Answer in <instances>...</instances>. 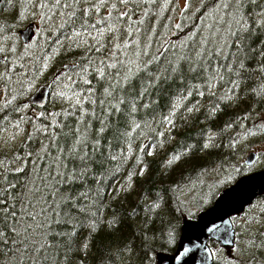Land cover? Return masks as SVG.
Instances as JSON below:
<instances>
[{
    "label": "trees",
    "instance_id": "16d2710c",
    "mask_svg": "<svg viewBox=\"0 0 264 264\" xmlns=\"http://www.w3.org/2000/svg\"><path fill=\"white\" fill-rule=\"evenodd\" d=\"M47 3L46 56L25 44L7 52L0 131L22 119L16 106L40 70L29 61L75 64L74 76L63 95L67 73L56 79L16 152L0 154V264H157L183 222L214 204L194 212L190 202L214 190L212 173L237 169L264 112V0ZM68 93L81 101L66 104ZM195 187L207 188L188 199ZM246 241L239 263L264 264V235Z\"/></svg>",
    "mask_w": 264,
    "mask_h": 264
},
{
    "label": "rangeland",
    "instance_id": "374dc122",
    "mask_svg": "<svg viewBox=\"0 0 264 264\" xmlns=\"http://www.w3.org/2000/svg\"><path fill=\"white\" fill-rule=\"evenodd\" d=\"M25 3V4H24ZM29 3L31 8L27 9L26 4ZM178 3L181 7L187 6L188 0H178ZM48 3L47 0H21V6L22 8H19L16 12H14L11 15H8L9 13L5 12V14L2 16L0 21V57H4L7 61L8 54L7 52H10V50L13 51H19L23 46L24 43L22 42L20 31L26 29L29 25H34V36L30 43L25 44L29 45L27 50H31L32 52L36 53V58L38 57H44L46 54L42 53L43 51H46L47 44L49 43L50 37L48 35L49 30L51 29L52 25L50 21L47 18V14L50 12V9L52 6L47 7ZM28 11V14L20 16V13H25ZM2 13V11H0ZM1 17V16H0ZM131 20V18H129ZM96 36H93V38ZM49 39V40H48ZM44 44V45H42ZM22 46V47H21ZM21 47V48H20ZM115 47V46H114ZM11 59V56H9V60ZM62 57H59V60H61ZM108 60L111 61V58L108 57ZM31 63V66L34 64H37V66L40 68L37 76L31 81V85H28L26 87L27 90V96H25L24 99H22L20 102L21 104L17 105L19 108V113L22 116V119L20 120L19 125L10 124L6 127H3L0 131V154H7L11 155L16 152L17 145L20 144L24 138L26 137L28 131L31 130V124L25 123V118L27 117H33L40 115V110L36 107L25 103L31 95H33L40 86L45 85L46 82L50 81L52 77L55 75V68L51 66L48 62L42 61L38 62L36 60L29 61ZM13 67H18V64L12 63ZM4 67L2 64H0V114L2 113L4 108H7V103L3 104V98H6L5 93L2 90L6 91L7 89L3 86V71ZM50 75V76H49ZM49 76L44 81L45 78ZM74 76V73L70 74L67 73L66 78L61 81V84L57 85V88L55 89L54 94H60L63 95V91L66 87V85L71 86V80ZM260 79H263L262 81V88H263V82H264V69L263 72L260 74ZM5 95V96H4ZM8 96V95H7ZM65 99L66 104L71 103L72 101L80 102L81 98L76 95H72L68 93V96L63 98ZM24 102V103H22ZM16 106V107H17ZM259 122L264 123V113L259 114L256 117V121H252V126L255 124L257 125L258 130H254L256 134H254V139L247 138V135L244 136V142L238 147V154L237 161L244 164L245 161L248 160L250 153L252 151L255 152V149L260 150L259 152L263 154V156L260 158V160H257L255 163V168L263 169L264 168V140L260 138L259 135ZM251 127L249 128V131H251ZM249 133V132H248ZM247 133V134H248ZM260 154V155H261ZM255 161V160H254ZM9 168L12 170L19 169L20 166L16 163L9 164ZM2 167L6 168L8 165L2 164ZM235 170V171H234ZM221 171V170H220ZM254 171V170H252ZM236 169L233 167L228 169L227 172H222V174L218 175L217 173H212L209 177V182H211L214 179V182L212 185L214 186V190L210 193L198 194L197 199L192 200L190 203L193 205V211L199 212L200 208L204 205L209 203L211 199L217 195L218 198L220 194L224 191V186L222 187L221 183H227L228 185L231 184L233 180V176H235ZM245 172L238 167V170L236 174L238 176ZM207 188V187H206ZM202 187H195L188 193V197L200 193L201 191L206 190ZM209 196H211L209 198ZM190 197L188 199H190ZM217 200V199H216ZM215 200V201H216ZM264 199H260L254 203L253 209L255 212L259 211V208L264 206ZM263 203V204H262ZM253 210V211H254ZM192 209L190 207L187 208L188 214L193 213ZM253 211L246 212V216L252 215L254 216ZM198 214V213H196ZM200 214V213H199ZM198 214V215H199ZM264 214V212H263ZM197 215V216H198ZM245 216V217H246ZM188 216L185 215V218ZM237 225L236 222V241L239 234L241 235L242 239L240 242H235V246L231 250H225L222 247L219 250H214L215 258H218L221 260L220 264H242L239 263V260H242V258H249L251 254H249L248 248V242L246 241L252 234H255L256 227L259 226L257 220H255V217H251L250 219L244 220V217H238L237 219ZM239 233V234H238ZM251 233V234H250ZM250 234V235H249Z\"/></svg>",
    "mask_w": 264,
    "mask_h": 264
},
{
    "label": "water",
    "instance_id": "95a60500",
    "mask_svg": "<svg viewBox=\"0 0 264 264\" xmlns=\"http://www.w3.org/2000/svg\"><path fill=\"white\" fill-rule=\"evenodd\" d=\"M24 44L31 42L34 25L20 31ZM5 58L0 57V63ZM75 67L66 64L55 72L54 78L31 95L27 100L37 108H44L52 93L55 80ZM256 156L251 154L246 161L251 165ZM264 195V170L242 176L226 188L214 204L201 212L196 219L185 220L176 251L173 254L159 253L157 264H214L215 255L212 243H217L225 250H231L236 242L234 218H238L254 201Z\"/></svg>",
    "mask_w": 264,
    "mask_h": 264
},
{
    "label": "flooded vegetation",
    "instance_id": "af4514ba",
    "mask_svg": "<svg viewBox=\"0 0 264 264\" xmlns=\"http://www.w3.org/2000/svg\"><path fill=\"white\" fill-rule=\"evenodd\" d=\"M21 4V0H10V2H9V0H0V11H2V9L4 8V7H6V10H8V9H10V8H14L13 6H15V7H18L19 5ZM26 6L28 7V3L26 4ZM5 62H6V59H5V61L4 62H2V63H0V64H2V65H5ZM55 74V73H54ZM67 75V74H66ZM54 78V76L52 77V79ZM58 78H60V76L58 77ZM57 78V79H58ZM51 79V80H52ZM50 80V81H51ZM60 80V79H59ZM58 80V81H59ZM50 81H48V82H50ZM56 81V80H55ZM48 82H46L45 84H47ZM55 83V82H54ZM54 87V86H53ZM53 90V89H52ZM263 90H264V82H263ZM4 93H5V95H6V98L4 97L3 98V104H5V103H7L8 102V96H7V94H6V91L5 90H2ZM4 95V96H5ZM263 102H264V92H263ZM22 103H24V102H22ZM25 103H27V101L25 102ZM21 104V103H20ZM27 104H30V103H27ZM19 105V104H18ZM31 105V104H30ZM14 106V105H13ZM1 107V106H0ZM8 107V106H7ZM2 108V107H1ZM16 108H18V106L16 107ZM15 108V109H16ZM13 110V113H15V111L16 110ZM3 116H8L9 115V111H8V108H4L3 109ZM261 113H264V112H260L259 114H261ZM257 125L258 124H255L254 125V129L253 130H251V132H249L248 134H247V138L249 139V138H252V139H254V134H256L255 132H254V130H258V128H257ZM259 135H260V138L261 139H263L264 140V123H260L259 122ZM260 150H258V149H255V152L254 151H252L250 154H254L255 156H256V158H255V161H253V163L251 164V165H247L246 164V161H245V163L244 164H242L241 163V161H242V158H241V161L240 162H238V167L241 169L242 168V170L243 171H245V172H242L238 177H237V179L236 180H234L231 184H229V186L228 187H230L232 184H234L238 179H240L242 176H245V175H248V174H251V173H255V172H258V171H262V170H264V168L263 169H258V168H255L254 166H255V163L257 162V160H260V158L263 156V154H261L260 152H259ZM261 154V155H260ZM238 167H237V169L236 170H238ZM252 170H254V171H252ZM237 172V171H236ZM227 187V188H228ZM260 199H264V195L263 196H261L259 199H257L256 201H258V200H260ZM256 201H254V203H256ZM254 203L252 204V205H254ZM264 203V202H263ZM262 203V204H263ZM249 206L247 209H246V211L244 212V213H246V212H249V211H253L254 209H253V206ZM253 212H255V210L253 211ZM263 212H264V206H262L261 208H259V211H257V212H255L254 213V217H255V220H257V221H259V222H257L258 224H259V226H257L256 227V231H255V234H252L253 236H260V235H264V214H263ZM241 217H243V215L241 216ZM237 219L238 218H235L234 219V223L236 222V224H237ZM237 225H239V224H237ZM251 234V233H250Z\"/></svg>",
    "mask_w": 264,
    "mask_h": 264
},
{
    "label": "snow or ice",
    "instance_id": "6c2138e0",
    "mask_svg": "<svg viewBox=\"0 0 264 264\" xmlns=\"http://www.w3.org/2000/svg\"><path fill=\"white\" fill-rule=\"evenodd\" d=\"M9 2H10V0H9Z\"/></svg>",
    "mask_w": 264,
    "mask_h": 264
}]
</instances>
